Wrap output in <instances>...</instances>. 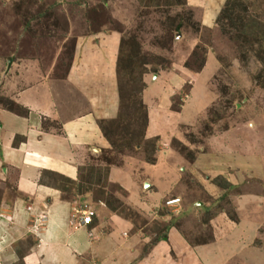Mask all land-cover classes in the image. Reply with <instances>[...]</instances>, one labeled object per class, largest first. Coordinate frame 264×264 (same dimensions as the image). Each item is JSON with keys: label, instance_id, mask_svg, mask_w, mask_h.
Returning <instances> with one entry per match:
<instances>
[{"label": "rangeland", "instance_id": "1", "mask_svg": "<svg viewBox=\"0 0 264 264\" xmlns=\"http://www.w3.org/2000/svg\"><path fill=\"white\" fill-rule=\"evenodd\" d=\"M205 11L212 16L208 24L200 19ZM111 34L118 36L119 95L115 116L103 126L104 147L87 148L73 185L50 173H43L41 182L63 191L62 198L100 202L144 234L174 227L191 245L210 240L209 220L216 214L224 224H237L235 193L255 194L257 203L249 205L259 217L253 244L260 249L264 0H0V108L15 109L6 92L16 80L20 87L39 75L62 78L79 44ZM144 87L148 93L142 97ZM151 120L157 122L153 135L147 133ZM155 163L158 192L178 180L165 198L152 197L157 209L149 202L140 215L134 200L119 201L124 192L109 173L123 178L125 186L134 180L138 201L146 202L138 196L139 184L146 165ZM211 166L231 174L239 168L244 183L239 187L209 176ZM246 170L254 180L244 178ZM216 177L228 187L220 188ZM169 198H179L177 214L163 207ZM245 208L240 209L249 213ZM154 214L164 220L152 221Z\"/></svg>", "mask_w": 264, "mask_h": 264}, {"label": "crops", "instance_id": "2", "mask_svg": "<svg viewBox=\"0 0 264 264\" xmlns=\"http://www.w3.org/2000/svg\"><path fill=\"white\" fill-rule=\"evenodd\" d=\"M202 16L205 24L212 18L207 12ZM117 41V34L92 43L85 39L78 45L64 77L39 75L33 83L20 87L16 80L6 92L5 96L27 114L19 116L0 108V264H228L232 260L264 264V242L258 245L260 249L253 244L260 224L250 208L257 203L255 194L247 198L245 193H235L232 201L237 224H224V218L216 214L209 220L210 240L191 245L174 227L152 242L155 231L144 234L140 228L134 230L100 202L81 201L80 195L62 198L64 192L59 188L41 182L43 173L75 182L87 148L98 151L104 147L97 122L112 120L118 110ZM145 87L142 97L148 93ZM153 123L147 126L150 135L157 133L156 120ZM206 170H213L209 176H222L229 184L241 187L244 183L239 168L232 174L212 166ZM251 171L246 170L245 179L254 178ZM156 172L157 163L146 165L140 181L138 196L146 202L138 201L134 180L129 178L125 186L121 176L114 179L113 171L109 180L124 192L119 201L134 200L142 215L149 202L157 209L156 200L165 198L178 180L174 177L165 190L158 192L153 182ZM152 197L157 199L153 201ZM83 206L95 214L88 227L79 224L76 213ZM245 207L249 213L241 211ZM156 214L152 221L157 222V217L164 220ZM144 245L145 252L140 254Z\"/></svg>", "mask_w": 264, "mask_h": 264}, {"label": "trees", "instance_id": "3", "mask_svg": "<svg viewBox=\"0 0 264 264\" xmlns=\"http://www.w3.org/2000/svg\"><path fill=\"white\" fill-rule=\"evenodd\" d=\"M120 60V57H119V55H118V51H117V56H116V62H115V78H116V84H117V91H118V79H117V76H119L118 74H116V72H117V70L119 69V66H118V62H120L119 61ZM118 95H119V91H118ZM10 104H12V103H10ZM15 107V109H7L8 111H10V112H12V113H14V114H16V115H19V116H24V115H26L27 114V110H25L24 108H22L21 106H17V105H14ZM109 121H111V120H108V121H98L97 122V125H98V128H99V130L101 131V133H102V136H103V138H105L106 139V135L104 134V130H105V128L103 127L106 123H108ZM103 129V130H102ZM107 171V170H106ZM217 179H221L222 181H221V185L219 186L220 188H222V189H226L227 187H228V184L225 182V180L224 179H222V178H220V177H216ZM65 179V178H64ZM215 179V178H214ZM65 181H67L68 183H70L71 185H73L75 182H73V181H69L68 179H65ZM219 181V180H218ZM72 187V186H71ZM61 191V190H60ZM63 192V191H62ZM118 202V201H117ZM108 206V205H107ZM110 208V207H109ZM110 211H112L111 209H109ZM169 227L167 226V227H165L164 229H163V231H162V233L161 234H156L155 235V238H154V240L153 241H155V240H160L161 238H163V237H165V231L168 229ZM152 241V242H153Z\"/></svg>", "mask_w": 264, "mask_h": 264}, {"label": "built area", "instance_id": "4", "mask_svg": "<svg viewBox=\"0 0 264 264\" xmlns=\"http://www.w3.org/2000/svg\"><path fill=\"white\" fill-rule=\"evenodd\" d=\"M162 205L165 209L170 210L171 213L177 214L179 205H180V200L179 198H171V199L169 198V199H166ZM83 207L84 208L77 210L76 213L79 215V224L81 226L88 227L90 226L92 219L95 217V214L89 208L85 206ZM5 219L6 221H8L7 218Z\"/></svg>", "mask_w": 264, "mask_h": 264}, {"label": "water", "instance_id": "5", "mask_svg": "<svg viewBox=\"0 0 264 264\" xmlns=\"http://www.w3.org/2000/svg\"><path fill=\"white\" fill-rule=\"evenodd\" d=\"M9 62L7 63V67H6V70L9 68ZM146 186V184H144V187Z\"/></svg>", "mask_w": 264, "mask_h": 264}]
</instances>
